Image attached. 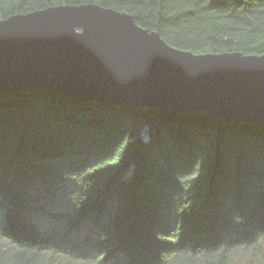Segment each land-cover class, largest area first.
<instances>
[{"label": "trees", "instance_id": "16d2710c", "mask_svg": "<svg viewBox=\"0 0 264 264\" xmlns=\"http://www.w3.org/2000/svg\"><path fill=\"white\" fill-rule=\"evenodd\" d=\"M88 4L132 15L181 50L264 54V0H0V21ZM240 260L264 264V129L0 92V264Z\"/></svg>", "mask_w": 264, "mask_h": 264}, {"label": "water", "instance_id": "95a60500", "mask_svg": "<svg viewBox=\"0 0 264 264\" xmlns=\"http://www.w3.org/2000/svg\"><path fill=\"white\" fill-rule=\"evenodd\" d=\"M40 89L136 108L205 112L264 129V54H196L132 15L60 5L0 21V92Z\"/></svg>", "mask_w": 264, "mask_h": 264}, {"label": "rangeland", "instance_id": "374dc122", "mask_svg": "<svg viewBox=\"0 0 264 264\" xmlns=\"http://www.w3.org/2000/svg\"><path fill=\"white\" fill-rule=\"evenodd\" d=\"M133 108H136V107H133ZM143 110H146V109H150V108H142ZM154 109H156V108H154ZM163 109V108H162ZM169 110V109H168ZM127 175L128 176H131L132 175V171L131 170H129L128 172H127ZM69 187H71V188H69ZM73 188H75V189H78L79 187L78 186H76L75 184H73V183H70V185L68 186V189L69 190H71V189H73ZM237 264H245L244 263V260H240L239 261V263H237Z\"/></svg>", "mask_w": 264, "mask_h": 264}]
</instances>
